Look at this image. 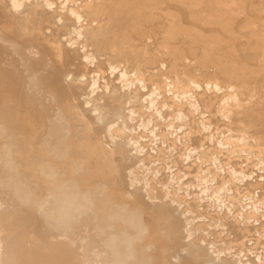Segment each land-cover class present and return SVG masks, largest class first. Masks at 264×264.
<instances>
[{
    "label": "rangeland",
    "instance_id": "374dc122",
    "mask_svg": "<svg viewBox=\"0 0 264 264\" xmlns=\"http://www.w3.org/2000/svg\"><path fill=\"white\" fill-rule=\"evenodd\" d=\"M62 184L75 231L37 213ZM78 237L99 264H264V0H0V264H83Z\"/></svg>",
    "mask_w": 264,
    "mask_h": 264
},
{
    "label": "bare ground",
    "instance_id": "6f19581e",
    "mask_svg": "<svg viewBox=\"0 0 264 264\" xmlns=\"http://www.w3.org/2000/svg\"><path fill=\"white\" fill-rule=\"evenodd\" d=\"M17 9H18V7H17ZM151 21H152V19H151ZM19 29H21V28H19ZM29 41H31V40H29ZM30 46H31V44H30ZM23 47L26 48L25 46H23ZM20 48H21V46H20ZM27 48H28L27 50L29 51L30 47L27 46ZM45 57H46V55H45ZM122 78H124V77H122ZM138 80H137V82H138ZM127 83H129V82H127ZM138 84H136V86ZM7 130H8V128H7ZM49 141L52 144L51 150L57 149L59 154H60L59 156L64 157L66 154V148L62 147L58 144L57 138L50 137ZM98 146H99V154L108 153V148L106 146H104L101 141H98ZM43 174L46 177L56 179L59 173L52 165L47 164ZM129 174L131 177H134L133 171L129 170ZM3 181L1 182L2 184H3ZM9 183H11V181ZM4 185H6V184H4ZM11 185H12V188H11L12 196H10V201L12 203L24 204L25 200L29 196V193L27 192V189L25 188V186L22 183H20L19 181H15V182L11 183ZM27 200H29V198ZM173 204H175V203H173ZM84 205H89V199L87 198L85 193H81L77 187L74 188V187L70 186L69 184H62L58 189H56L54 192H52L44 202L38 204V206H37L38 212L37 213L40 215V217L43 218V220L46 224H51L52 229L54 231H56L58 229H63V230H65V232H69V229H72V230L74 229V231H75L76 229L73 228L74 226H71V221L73 220L76 213H80V211L84 207ZM119 212L121 213L122 216L125 217V224L128 226V228H130L131 230H136L139 232L138 238L136 239L134 237L135 241L136 240L137 241H139V240L143 241V239H145V237L147 236L146 233L149 229L147 224H146L144 210L142 208H135V209L130 210L126 205H123L119 208ZM63 217H64V219H63ZM112 217L114 218V216H112ZM159 220H162V218H160ZM159 220L156 219L154 221H159ZM181 234H182V240L187 242V245L191 246L192 245V241H191L192 230H191L189 223H186ZM59 239H64L66 241V239H69V238L66 237V235H61V236H59ZM77 239L82 244L83 264H99V258L101 256V253L97 249L96 245H93L92 249L89 250L88 249L89 245H88V241L86 238L78 237ZM148 240H149V238H148ZM70 241L73 244L76 243L75 241H73L71 239H70ZM127 242H129V241H127ZM105 245L112 249L113 248L112 240H108ZM147 251H145V252H147ZM0 255H1V248H0ZM214 260H216V258ZM206 264H214V262L213 261L206 262Z\"/></svg>",
    "mask_w": 264,
    "mask_h": 264
}]
</instances>
